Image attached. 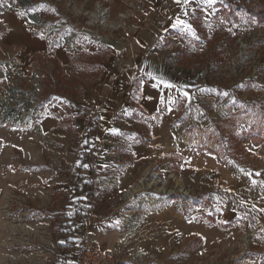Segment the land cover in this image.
Wrapping results in <instances>:
<instances>
[{"label": "rangeland", "instance_id": "obj_1", "mask_svg": "<svg viewBox=\"0 0 264 264\" xmlns=\"http://www.w3.org/2000/svg\"><path fill=\"white\" fill-rule=\"evenodd\" d=\"M261 6L264 0H0V111L15 114V122L0 118V169L4 172L8 164L14 172L8 190L2 184L6 178L0 179L3 203L9 194L7 207L0 210V264H37L39 251L55 254L57 243L68 236L74 199L65 190L59 193L62 209L55 225L46 217L52 208L23 206L21 190L43 182L20 175L56 168L63 171L64 183L84 171L81 158L93 152L87 131L99 121L89 92L104 90L114 78L106 72L126 56L144 62L159 58L169 71L182 67L189 98L177 101L180 117L174 124L188 140L183 145L179 136L159 143L155 166L167 163V175L149 169L145 174L152 172L154 182L144 175L136 183H153V192L141 196L152 198L156 208L168 194L178 211L172 230L158 225L114 251H131L137 258L153 252L151 260L162 264H264V222L245 214L233 190L236 185L245 192L246 180L247 194L264 203ZM100 13L103 20L96 16ZM140 81L130 85V94L125 91L117 107H138ZM23 98L29 111L19 122ZM107 98L104 94L96 106ZM139 112L137 118L145 121ZM54 113L55 123L45 128L44 119ZM123 115L129 114H120L121 121L129 120ZM146 127L143 136L149 133ZM112 152L115 162L126 148L115 143ZM210 155L216 165L208 161ZM240 207L236 219L227 217ZM233 225L240 231L229 230Z\"/></svg>", "mask_w": 264, "mask_h": 264}, {"label": "crops", "instance_id": "obj_2", "mask_svg": "<svg viewBox=\"0 0 264 264\" xmlns=\"http://www.w3.org/2000/svg\"><path fill=\"white\" fill-rule=\"evenodd\" d=\"M98 15H96L97 18ZM132 59V57L128 56L118 58L117 61L119 63L106 72L107 75L114 74V78L106 83L107 87L104 84V90L99 91L97 89L96 93L95 91L93 93L89 92V99L93 102L91 107L95 108L94 110L99 120L98 123L89 125L87 131V138L89 139L86 142L89 143V146H93L90 147L93 150L90 158L93 168L90 167V154L88 153L87 157L83 156L81 158V161L86 164L83 168L84 171L77 172L73 178L66 180L64 183L62 181L63 171L56 168H53L51 171H28L20 175L28 179L32 177V179H29L31 183L37 184L36 180H42L43 182L42 185L38 184L33 188L28 187L26 191L21 190L23 192L20 196L24 200L23 206L27 210L46 211L52 208L50 209V216L46 217H48V220H53L56 225V219L58 216L60 217L62 209L61 201H59L60 194L65 190L67 196L74 199L68 224L70 225L75 211L81 210L83 206H90L83 230L88 231L91 239L98 247L110 252H115L114 250L120 244L124 245L123 248L125 249L126 245H130L131 241L135 240V234L145 237L143 233L146 230L149 233L158 225H164L169 229L172 228L175 213L178 214V211L175 209V205L167 200L168 194H165V200L156 208L157 205L154 207L155 205L149 201L152 198H148L147 195L146 197L141 196L143 192V195L149 194L150 191L153 192V187L144 185L146 182L144 183L143 181L138 185L136 183L144 175L149 178L148 181L151 182L153 180L152 172H150V175L145 174L149 169H159L162 175H167V163L155 166L159 152V143L167 140L174 142L179 136L183 145L188 140L187 135L183 133L181 135L178 134L179 128L174 124L177 116L180 117L177 101H181L185 97L189 98L186 89L188 77L182 78V67L173 68L172 71H169L167 69L169 66L166 63L162 65L159 58L156 60L151 58V60H145V62L144 59L140 61H137V59L132 61ZM124 64L129 65L128 67H124ZM139 77L141 81L140 92L138 93V107H133L131 108L132 110L117 107V105H121L120 100L123 101L124 92L129 91L130 85ZM127 93L129 95L130 91ZM104 94L108 95L109 98L105 101L101 100L103 103L101 106H96ZM112 104H116V108L110 110ZM138 111L144 115L145 121L137 118ZM55 113L51 115L52 117L44 119L43 126L45 128L50 129L51 125L55 123L53 119ZM125 113L129 115H123L125 116L124 119L129 120L121 121L122 119L118 116ZM49 118H52L51 121ZM77 125L76 122L73 123V126L77 127ZM144 125L147 126L146 128L149 130V133L143 136L141 128ZM113 129L116 131L114 132ZM142 136L151 142L150 146L152 148L147 146V142H144L145 140ZM119 142L126 148V153L118 155L116 157L117 161L113 162V157H111L113 155L111 154L115 152L111 153V148L115 143ZM178 154H181L183 157L186 153L184 149H181V151H178ZM171 155L173 156V154H170L169 157H172ZM162 156L165 160L168 158L164 153ZM2 158L3 155H0V161ZM5 159L7 162L9 156L5 155ZM207 159L214 165L218 162L217 158L213 155L208 156ZM9 161L11 160L9 159ZM157 162L159 163V161ZM102 166H107L108 171L102 173L100 170H97L98 167L102 168ZM13 176L14 172L8 164H6L4 172L0 169V179L6 178L2 182V184L6 185V190L10 186L8 179H13ZM218 178L220 179V176ZM84 182L92 184V195L89 194L88 187ZM247 188L246 180L245 192L238 190L236 185L233 186L237 199L241 202L242 207L245 208V214L249 212L253 214V217H258L259 221L264 222V203L258 202L251 195H248ZM3 191L2 189L0 192V210L7 207L9 199V194H6V202H2L1 199L5 194ZM161 196L163 197V195ZM242 207L233 210L227 217H234L236 219L241 214ZM77 220L80 222L81 218L78 217ZM133 225H136L134 235L125 236V234L130 232V227ZM60 226L58 225V234L61 235L63 229L61 230ZM124 229L128 231L122 237ZM230 229L233 232L240 231L237 225H233ZM84 231L81 232L76 228L72 232H69L66 237L72 239L74 245L67 252L59 251L58 255L60 259L68 263L76 259L78 249L83 243L81 235ZM141 255H143L142 258L144 260H141ZM151 255H154V253L143 252L140 255L137 254V258L136 256L133 257L131 251H127L125 255H120V260L121 264H162L157 258L151 260Z\"/></svg>", "mask_w": 264, "mask_h": 264}, {"label": "built area", "instance_id": "obj_3", "mask_svg": "<svg viewBox=\"0 0 264 264\" xmlns=\"http://www.w3.org/2000/svg\"><path fill=\"white\" fill-rule=\"evenodd\" d=\"M81 237L83 243L80 245L78 255L73 261L68 263L67 261L59 259L57 256L58 249H56L55 254L39 251L36 257V263L51 264L54 261L56 264H121L120 255L116 252L106 251L98 247L91 239L88 231L85 230ZM54 257H56L55 260H53Z\"/></svg>", "mask_w": 264, "mask_h": 264}, {"label": "trees", "instance_id": "obj_4", "mask_svg": "<svg viewBox=\"0 0 264 264\" xmlns=\"http://www.w3.org/2000/svg\"><path fill=\"white\" fill-rule=\"evenodd\" d=\"M261 7H263V6H261ZM259 13H264V9H259ZM90 158H91V155L89 157V160H90ZM77 178H76V180H77ZM84 183H86V185L88 187L89 194L92 195V184L89 182H84ZM89 210H90V206H85V207L83 206L81 208V210L74 212L71 223H70L69 228H68L69 232H72L76 228L81 232L84 231L83 229L85 227V220H86V216H87ZM78 217L81 218L80 222H78V220H77ZM73 245H74L73 240L70 239L69 237H65L64 241L57 243V249L61 252H67L73 248Z\"/></svg>", "mask_w": 264, "mask_h": 264}, {"label": "bare ground", "instance_id": "obj_5", "mask_svg": "<svg viewBox=\"0 0 264 264\" xmlns=\"http://www.w3.org/2000/svg\"><path fill=\"white\" fill-rule=\"evenodd\" d=\"M104 15L103 14H99L98 15V19L99 20H103L104 19V17H103ZM33 20V19H32ZM103 22V21H102ZM68 46H71V44H69L68 43ZM126 50L124 49L123 50V52H125ZM120 53H121V51H120ZM122 55V54H121ZM28 101L26 100V98H23V99H21V102H19V103H21V106H20V104H19V109H20V114H21V116L20 117H18L17 119L19 120V122L22 120L23 121V119H26L25 118V114L26 113H28V111H29V108H24V106H23V104H26ZM7 110V109H6ZM14 113V112H13ZM17 114V113H16ZM15 114H10V115H6L5 116V113H3V111H0V118H4V120L5 121H10L11 120V118H13V116H14ZM17 116V115H16ZM12 122H15L13 119L11 120ZM17 121V120H16ZM39 129L40 128H35V130H37V131H39ZM151 182H154V181H151ZM153 184V183H152ZM152 184H150V186L152 187ZM150 202H152V204H153V200H150ZM135 226L136 225H133V226H131L130 227V232L128 233V234H125V236H131V234H133V232L135 231ZM16 228H15V226L13 227V229L12 230H15ZM130 234V235H129Z\"/></svg>", "mask_w": 264, "mask_h": 264}, {"label": "water", "instance_id": "obj_6", "mask_svg": "<svg viewBox=\"0 0 264 264\" xmlns=\"http://www.w3.org/2000/svg\"><path fill=\"white\" fill-rule=\"evenodd\" d=\"M28 2H29V1H28ZM29 16H30V15H29ZM8 113H9V112L6 111V112H5V115H8ZM3 119H4V118H3Z\"/></svg>", "mask_w": 264, "mask_h": 264}, {"label": "snow or ice", "instance_id": "obj_7", "mask_svg": "<svg viewBox=\"0 0 264 264\" xmlns=\"http://www.w3.org/2000/svg\"><path fill=\"white\" fill-rule=\"evenodd\" d=\"M113 131L115 132L116 130H115V129H113ZM257 175H259V173H257Z\"/></svg>", "mask_w": 264, "mask_h": 264}]
</instances>
